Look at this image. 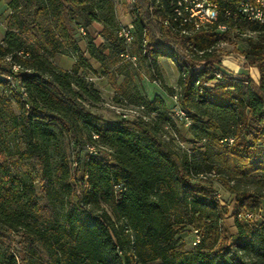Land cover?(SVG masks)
I'll use <instances>...</instances> for the list:
<instances>
[{
	"label": "trees",
	"instance_id": "1",
	"mask_svg": "<svg viewBox=\"0 0 264 264\" xmlns=\"http://www.w3.org/2000/svg\"><path fill=\"white\" fill-rule=\"evenodd\" d=\"M104 1L112 10L109 0L89 3L90 9ZM130 1L144 56L157 72L159 56L174 62L176 91L157 78L168 95L176 93L177 107L193 121L192 136L204 142L197 154H181L163 137L164 126L176 128L159 94L139 99L142 108L159 110L149 119L107 118L92 109L98 93L78 76L91 65L68 13L88 0H10L0 41V116L13 118L24 144L21 157L34 158L38 169L36 178L14 174L0 161V264H264V218L247 228L238 216L256 214L264 198V22L226 0L217 21L229 26L226 31L213 24L184 34L163 23L171 19L167 0ZM94 10L86 11L87 23L99 20ZM102 22L103 35L125 41L117 35L121 25ZM230 30L244 34L241 55L257 68V82L248 75L212 81L217 46ZM95 47L90 40L86 51L99 59ZM65 51L77 55L70 70L53 63ZM12 65L19 69L13 72ZM11 100L20 109L16 115ZM52 124L64 129L66 148ZM218 187L235 200L232 240ZM185 227L199 236L190 249L176 246Z\"/></svg>",
	"mask_w": 264,
	"mask_h": 264
},
{
	"label": "rangeland",
	"instance_id": "2",
	"mask_svg": "<svg viewBox=\"0 0 264 264\" xmlns=\"http://www.w3.org/2000/svg\"><path fill=\"white\" fill-rule=\"evenodd\" d=\"M10 0H0V23L6 27L11 8L8 5ZM99 0H88L85 4L72 5L68 10L72 17L69 27L73 31L80 51L88 58L91 68H81L78 76L88 83H91L97 91L99 99L92 101L91 107L103 117L112 118L123 115L128 119H133L138 115H144L149 119L159 111H148L147 108L139 106L140 97L152 100L155 94H159L165 101V109L172 115L176 131L169 126H164L163 137L168 140L173 147L182 154H197L202 141L195 140L191 134L192 119L188 116L180 117L175 113L177 108L176 93L168 95L161 85L158 73L165 85L177 90L178 71L171 59L159 56L157 58L158 72L151 68L148 59L144 56L138 36L133 32L130 41H121L114 37H106L102 33L103 19L106 24L116 27L132 22L134 18V7L130 0H109L112 3V10H109L107 2H101V9L93 10L99 20L86 22V11L90 9L89 3L95 4ZM77 7L79 10H77ZM84 8V9H83ZM83 27L84 32L80 31ZM4 33V27L0 25V37ZM244 34H239L237 30H230L225 33V41L217 46L219 61L212 65L215 79L221 80L225 76L236 78H246L250 76L255 82L258 81L259 73L256 67L248 66L245 63L241 50L246 46L243 39ZM93 40L98 58H94L86 51V44ZM105 45V47H102ZM77 55L71 51L58 53L53 57V63L59 69L70 70L76 61ZM156 76V77H155ZM3 91L0 86V93ZM11 109L14 115L19 113L18 104L11 100ZM49 128L55 134L61 148H66L68 137L60 124L50 125ZM24 144L20 137L18 128L13 126V118L7 113L0 116V161L4 158L11 167L14 174L32 173L36 178L37 165L34 158L21 157ZM260 153L264 154V141L259 143ZM81 171H79V175ZM205 173V172H203ZM35 185L39 187L37 179ZM198 187V186H197ZM216 197L223 204L228 206V213L223 218L227 235L230 240L235 238L236 228L234 226L231 212L234 208V197L227 191L218 187L215 191ZM264 218V198L259 200L258 212L246 218L245 225L251 228ZM196 232L189 227H185L176 234V246L180 249H190L195 244ZM12 248L15 245L12 244Z\"/></svg>",
	"mask_w": 264,
	"mask_h": 264
},
{
	"label": "built area",
	"instance_id": "3",
	"mask_svg": "<svg viewBox=\"0 0 264 264\" xmlns=\"http://www.w3.org/2000/svg\"><path fill=\"white\" fill-rule=\"evenodd\" d=\"M226 0H167L171 8V19L168 20L165 18L163 23L165 25H170L172 28H178L181 33H188L189 31H195L209 25L216 24L217 29L221 32L226 31L229 26L226 23H219V4ZM256 5H253L249 0H236L237 12L241 15L245 14L253 19H256L260 22H264V0H255ZM80 31L83 33L84 30L80 27ZM119 37L124 38L125 41H130L133 37V25L131 23L126 25H121L117 31ZM19 69L18 65H12L11 70L16 72ZM8 79L13 85L14 81L11 74L4 76ZM20 89L22 99L25 100L26 92L22 86L16 85ZM26 108L29 107V104L25 102ZM177 116L185 117V113L179 107L175 109ZM88 151L90 153H95L93 147H89ZM239 217L250 218L251 214H238ZM196 232V243L199 239V236Z\"/></svg>",
	"mask_w": 264,
	"mask_h": 264
},
{
	"label": "crops",
	"instance_id": "4",
	"mask_svg": "<svg viewBox=\"0 0 264 264\" xmlns=\"http://www.w3.org/2000/svg\"><path fill=\"white\" fill-rule=\"evenodd\" d=\"M0 25L4 27V33H5V31H6V27H5L3 24H1V23H0ZM4 33H3L2 36L0 37V41L2 40V38H3V36H4Z\"/></svg>",
	"mask_w": 264,
	"mask_h": 264
}]
</instances>
